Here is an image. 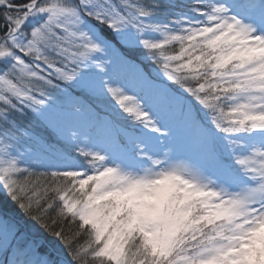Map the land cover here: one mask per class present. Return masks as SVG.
Segmentation results:
<instances>
[{"label":"snow or ice","instance_id":"1","mask_svg":"<svg viewBox=\"0 0 264 264\" xmlns=\"http://www.w3.org/2000/svg\"><path fill=\"white\" fill-rule=\"evenodd\" d=\"M0 264H264V0H0Z\"/></svg>","mask_w":264,"mask_h":264},{"label":"rangeland","instance_id":"2","mask_svg":"<svg viewBox=\"0 0 264 264\" xmlns=\"http://www.w3.org/2000/svg\"><path fill=\"white\" fill-rule=\"evenodd\" d=\"M10 202L11 201L7 198V196L3 192H0V207H5L7 209L15 208V205H11Z\"/></svg>","mask_w":264,"mask_h":264},{"label":"trees","instance_id":"3","mask_svg":"<svg viewBox=\"0 0 264 264\" xmlns=\"http://www.w3.org/2000/svg\"><path fill=\"white\" fill-rule=\"evenodd\" d=\"M10 203H11V205H13L12 202H10ZM9 208H11V207H9ZM11 210H13L14 212H16V214L18 215V211L15 208H11Z\"/></svg>","mask_w":264,"mask_h":264}]
</instances>
